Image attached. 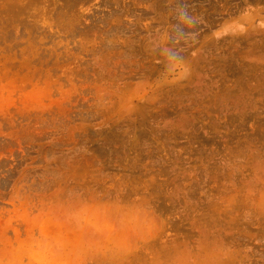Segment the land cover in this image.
Returning <instances> with one entry per match:
<instances>
[{"label":"rangeland","instance_id":"1","mask_svg":"<svg viewBox=\"0 0 264 264\" xmlns=\"http://www.w3.org/2000/svg\"><path fill=\"white\" fill-rule=\"evenodd\" d=\"M0 264H264V0H0Z\"/></svg>","mask_w":264,"mask_h":264}]
</instances>
